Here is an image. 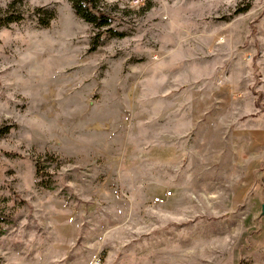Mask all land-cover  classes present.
I'll return each mask as SVG.
<instances>
[{
	"label": "rangeland",
	"instance_id": "rangeland-1",
	"mask_svg": "<svg viewBox=\"0 0 264 264\" xmlns=\"http://www.w3.org/2000/svg\"><path fill=\"white\" fill-rule=\"evenodd\" d=\"M22 1L0 29V264H264V0H106L123 37Z\"/></svg>",
	"mask_w": 264,
	"mask_h": 264
},
{
	"label": "trees",
	"instance_id": "trees-1",
	"mask_svg": "<svg viewBox=\"0 0 264 264\" xmlns=\"http://www.w3.org/2000/svg\"><path fill=\"white\" fill-rule=\"evenodd\" d=\"M72 8L81 20L92 25L95 29L104 31L111 37H123L124 34L117 33L110 28L112 25V17L103 9V4L106 0H69ZM23 3L22 0H14L11 2L6 10H0V29L8 28L11 24H18L24 20V14L19 9L16 14L12 10L16 9L18 3ZM39 20V24L43 28L50 27L52 21L56 18V10L53 8H36L33 13ZM98 34L91 44L90 51L94 52L98 49L100 44V37Z\"/></svg>",
	"mask_w": 264,
	"mask_h": 264
},
{
	"label": "built area",
	"instance_id": "built-area-1",
	"mask_svg": "<svg viewBox=\"0 0 264 264\" xmlns=\"http://www.w3.org/2000/svg\"><path fill=\"white\" fill-rule=\"evenodd\" d=\"M137 1H139V0H137ZM167 195H171V193H169V194H167ZM168 197L165 195V196H163V197H158V198H156L155 199V202L156 203H158V204H162V203H164L165 201H166V199H167Z\"/></svg>",
	"mask_w": 264,
	"mask_h": 264
},
{
	"label": "water",
	"instance_id": "water-1",
	"mask_svg": "<svg viewBox=\"0 0 264 264\" xmlns=\"http://www.w3.org/2000/svg\"><path fill=\"white\" fill-rule=\"evenodd\" d=\"M262 213L264 214V205H263V207H262Z\"/></svg>",
	"mask_w": 264,
	"mask_h": 264
}]
</instances>
